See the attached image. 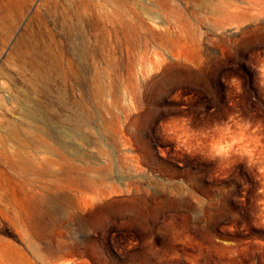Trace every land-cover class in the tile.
Listing matches in <instances>:
<instances>
[{"label":"rangeland","instance_id":"1","mask_svg":"<svg viewBox=\"0 0 264 264\" xmlns=\"http://www.w3.org/2000/svg\"><path fill=\"white\" fill-rule=\"evenodd\" d=\"M0 264H264V0H0Z\"/></svg>","mask_w":264,"mask_h":264},{"label":"bare ground","instance_id":"2","mask_svg":"<svg viewBox=\"0 0 264 264\" xmlns=\"http://www.w3.org/2000/svg\"><path fill=\"white\" fill-rule=\"evenodd\" d=\"M118 6V5H117ZM47 62V61H46ZM54 66V65H53ZM27 68V67H26ZM44 68V67H43ZM43 72V71H42ZM36 78V77H35ZM98 79V78H97ZM95 80V79H94ZM34 84V83H33ZM19 96V95H18ZM17 123V122H16ZM31 123H33V122H31ZM15 124V123H14ZM9 125V124H8ZM6 127V126H5ZM11 128V127H10ZM7 129V128H6ZM5 130V129H4ZM25 130V129H24ZM30 130V131H29ZM4 133V132H3ZM25 133L26 134H30L29 135V137L33 134V131L31 130V127H29L28 129H26V131H25ZM49 150H50V148H49Z\"/></svg>","mask_w":264,"mask_h":264}]
</instances>
